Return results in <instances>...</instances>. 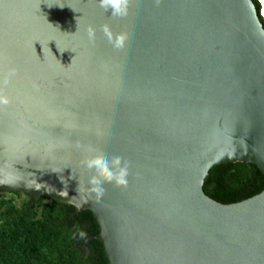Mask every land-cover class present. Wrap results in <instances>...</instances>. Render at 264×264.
<instances>
[{
  "label": "water",
  "instance_id": "water-1",
  "mask_svg": "<svg viewBox=\"0 0 264 264\" xmlns=\"http://www.w3.org/2000/svg\"><path fill=\"white\" fill-rule=\"evenodd\" d=\"M109 15L97 0H0V193L91 211L110 264H264V191L204 192L221 165L264 174L261 10L130 0L125 20ZM106 24L127 34L118 55ZM97 156L130 171L100 202L84 165Z\"/></svg>",
  "mask_w": 264,
  "mask_h": 264
},
{
  "label": "trees",
  "instance_id": "trees-1",
  "mask_svg": "<svg viewBox=\"0 0 264 264\" xmlns=\"http://www.w3.org/2000/svg\"><path fill=\"white\" fill-rule=\"evenodd\" d=\"M261 10L258 0H253ZM264 191V174L254 164L230 163L213 168L204 192L222 204H234ZM0 197V264H110L104 245L97 239L100 227L91 211L58 201H35L21 206ZM16 197L25 195L10 193Z\"/></svg>",
  "mask_w": 264,
  "mask_h": 264
},
{
  "label": "clouds",
  "instance_id": "clouds-1",
  "mask_svg": "<svg viewBox=\"0 0 264 264\" xmlns=\"http://www.w3.org/2000/svg\"><path fill=\"white\" fill-rule=\"evenodd\" d=\"M98 6L107 13L114 21H123L127 18L130 0H97ZM159 3V0H157ZM107 43L113 49L114 54L123 52L127 45L126 33H113L109 25H104L102 28ZM87 37L91 43H95L96 29L89 26L87 29ZM16 76V69L10 68L4 83L10 82ZM9 99L6 96L0 95V105H7ZM101 133L98 131L97 133ZM87 173L92 177L90 181V191L94 195V199L100 202L105 196V185H115L117 188L126 189L129 184V164L123 158L117 156L111 161L104 160L97 156L89 158L84 162Z\"/></svg>",
  "mask_w": 264,
  "mask_h": 264
},
{
  "label": "rangeland",
  "instance_id": "rangeland-1",
  "mask_svg": "<svg viewBox=\"0 0 264 264\" xmlns=\"http://www.w3.org/2000/svg\"><path fill=\"white\" fill-rule=\"evenodd\" d=\"M258 1H259L260 5H261V3L263 4L262 14L264 15V0H258ZM261 8H262V5H261ZM1 193H0V197L2 195ZM3 196H5L7 198L15 199L17 206H21L25 201L29 200L28 196H23L20 198V197H16V196L12 195L10 193H4Z\"/></svg>",
  "mask_w": 264,
  "mask_h": 264
},
{
  "label": "flooded vegetation",
  "instance_id": "flooded-vegetation-1",
  "mask_svg": "<svg viewBox=\"0 0 264 264\" xmlns=\"http://www.w3.org/2000/svg\"><path fill=\"white\" fill-rule=\"evenodd\" d=\"M88 240H89V238H88ZM89 241H91V240H89Z\"/></svg>",
  "mask_w": 264,
  "mask_h": 264
}]
</instances>
